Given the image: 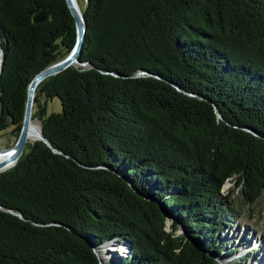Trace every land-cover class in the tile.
<instances>
[{
    "label": "trees",
    "instance_id": "16d2710c",
    "mask_svg": "<svg viewBox=\"0 0 264 264\" xmlns=\"http://www.w3.org/2000/svg\"><path fill=\"white\" fill-rule=\"evenodd\" d=\"M80 12V64L33 92L48 144L0 172V264H220L235 253L223 187L248 206L264 197V0ZM74 38L64 0H0V131L14 141L30 80ZM110 244L124 254L107 261Z\"/></svg>",
    "mask_w": 264,
    "mask_h": 264
},
{
    "label": "rangeland",
    "instance_id": "374dc122",
    "mask_svg": "<svg viewBox=\"0 0 264 264\" xmlns=\"http://www.w3.org/2000/svg\"><path fill=\"white\" fill-rule=\"evenodd\" d=\"M76 1L79 8L82 9L85 0ZM44 104L46 114L59 110L58 101L55 98L44 99ZM32 120L39 126V119L34 110H32ZM14 138L15 136L11 133L9 127L1 130L0 148L11 147ZM30 144L32 142L26 139L24 151L29 149ZM229 191H232V196L229 204H227L226 211L228 214H232L229 216V227L223 228L222 235L224 241H229L228 248H234L235 253L229 257L218 258V261L220 264H264V197H261L257 203L248 206L245 205L239 188L231 182L225 184L222 194L228 195ZM169 226L170 222L167 223V228ZM108 249L112 250V253L106 254L109 257L107 261L124 254L123 250L116 244H110ZM239 260L241 263H238Z\"/></svg>",
    "mask_w": 264,
    "mask_h": 264
},
{
    "label": "water",
    "instance_id": "95a60500",
    "mask_svg": "<svg viewBox=\"0 0 264 264\" xmlns=\"http://www.w3.org/2000/svg\"><path fill=\"white\" fill-rule=\"evenodd\" d=\"M64 1H65L66 7L68 8V11L74 22V32H75L74 43L71 49L68 51V53L64 57L47 65L46 67L38 71L30 80L28 87H27L22 122H21L19 132L17 134V137L11 147L0 148V153H3L10 148L12 149L10 154L5 159L0 160V172L5 171L1 169L6 164V161L8 160H11L13 162L16 161L23 150V147H24V144L26 142L28 132H29V120H30V115H31L32 99H33V92H34L35 86L41 80L49 76H52L54 74H57L58 72H61L62 70H64L70 65L80 64L77 60V55L80 52L82 41L84 38L85 25L83 22V17L81 15V12H79V10L76 8L74 0H64ZM48 16H49V13H48L47 8H42L32 14L31 20L33 23H41V22L47 21ZM38 140H41L45 142L46 144H48L45 138L42 136L40 129H39V134H38Z\"/></svg>",
    "mask_w": 264,
    "mask_h": 264
},
{
    "label": "bare ground",
    "instance_id": "6f19581e",
    "mask_svg": "<svg viewBox=\"0 0 264 264\" xmlns=\"http://www.w3.org/2000/svg\"><path fill=\"white\" fill-rule=\"evenodd\" d=\"M74 3L76 5V8L80 12V8H79V5H78L77 1L74 0ZM38 134H39V126H38V124L36 122H34L32 119H30L29 120V132H28V136H27V141L33 142V141L37 140L38 139ZM11 150L12 149L10 148V149H8L5 152L0 153V160L5 159L10 154ZM14 163H15V161L14 162L11 161V160L6 161V164L3 166V168L1 170H7Z\"/></svg>",
    "mask_w": 264,
    "mask_h": 264
}]
</instances>
